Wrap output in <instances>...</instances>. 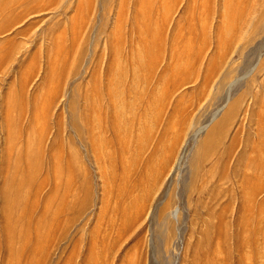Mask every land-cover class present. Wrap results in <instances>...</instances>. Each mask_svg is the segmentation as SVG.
Returning <instances> with one entry per match:
<instances>
[{
    "label": "rangeland",
    "instance_id": "rangeland-1",
    "mask_svg": "<svg viewBox=\"0 0 264 264\" xmlns=\"http://www.w3.org/2000/svg\"><path fill=\"white\" fill-rule=\"evenodd\" d=\"M0 264H264V0H0Z\"/></svg>",
    "mask_w": 264,
    "mask_h": 264
},
{
    "label": "bare ground",
    "instance_id": "bare-ground-1",
    "mask_svg": "<svg viewBox=\"0 0 264 264\" xmlns=\"http://www.w3.org/2000/svg\"><path fill=\"white\" fill-rule=\"evenodd\" d=\"M115 82V81H114ZM104 84V83H103ZM103 84H102V86H100V88L98 89V92H97V95H98V98L100 99V102H101V100H109L110 101V103L109 104H111L112 105V111H111V114H110V116H109V118H110V121H109V119H108V121H106V123H108L107 124V126L105 127V130L106 131H108V132H110V134H111V136H112V138H111V142L113 141V142H115V143H117V145H114V147H113V149L114 150H112V151H114V152H116V153H118L119 155H120V158L119 159H121V163H123L122 162V158H121V156L124 154V152H125V150L128 148L127 147V145H126V141H125V139L127 138H125V131L124 130H126V125L125 124H127V123H125V121H124V118H122L123 117V115H124V113H123V107H120L119 109H118V106L117 105H114L115 104V99H117V98H119L120 96V93L119 92H117L116 91V89H114L113 88V83H111V85H108L109 84V82H108V84L107 85H104L103 86ZM96 95V96H97ZM88 96V95H87ZM125 97V96H124ZM86 99H88V98H86ZM85 99V100H86ZM96 100V99H95ZM98 100V99H97ZM87 101V100H86ZM102 103V102H101ZM109 104H108V106H109ZM87 105H88V102H87ZM110 105V106H111ZM92 106V105H91ZM97 106V105H96ZM100 106V105H99ZM106 106V105H105ZM93 107V106H92ZM85 108V107H84ZM91 109V108H90ZM105 110V109H104ZM90 111V110H89ZM101 113V112H100ZM105 113H106V110H105V112H104V115H105ZM89 114H90V112H89ZM95 114V113H94ZM93 114V115H94ZM91 115H92V113H91ZM92 115V116H93ZM103 117V116H102ZM94 118V117H93ZM88 120V119H87ZM100 124V123H99ZM103 128V127H102ZM97 129H99L98 127H97ZM102 130V129H101ZM104 132V131H103ZM123 132V133H122ZM121 139H122V141H121ZM110 144V143H109ZM112 145V144H111ZM109 147H111V146H109ZM101 150V149H100ZM128 150V149H127ZM122 154V155H121ZM199 154V153H198ZM197 154V155H198ZM117 155V154H116ZM201 158V157H200ZM177 160H179V158H176ZM195 160V159H194ZM197 160V159H196ZM117 162V161H116ZM124 164V163H123ZM121 166H123V165H121ZM195 167V166H194ZM193 167V168H194ZM122 170H124V168L122 169ZM252 181H253V179H251ZM254 182H255V179H254ZM122 183V182H121ZM253 183V182H252ZM251 183V184H252ZM256 184V183H255ZM245 185V184H244ZM246 186V185H245ZM250 186V185H249ZM255 186V185H254ZM257 186V185H256ZM120 187V186H119ZM251 187V186H250ZM250 187H249V189H250ZM132 188V187H131ZM254 188V187H253ZM255 189H257V188H255ZM251 191V190H250ZM251 194V193H250ZM253 194V193H252ZM249 197V196H248ZM248 200V199H247ZM252 201V200H251ZM163 211V210H162ZM141 212V211H140ZM142 213V212H141ZM138 214V213H137ZM224 232V231H223ZM223 238V237H222ZM234 238V237H233ZM224 239V238H223ZM223 241H225V240H223ZM236 242V241H235ZM241 242V241H240ZM242 244V243H241ZM219 245V244H218ZM242 246V245H241ZM222 257V256H221Z\"/></svg>",
    "mask_w": 264,
    "mask_h": 264
}]
</instances>
